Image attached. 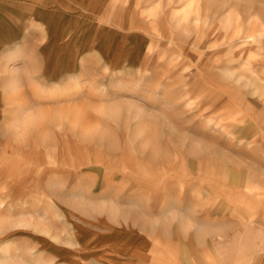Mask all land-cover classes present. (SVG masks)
Returning <instances> with one entry per match:
<instances>
[{
	"label": "rangeland",
	"instance_id": "374dc122",
	"mask_svg": "<svg viewBox=\"0 0 264 264\" xmlns=\"http://www.w3.org/2000/svg\"><path fill=\"white\" fill-rule=\"evenodd\" d=\"M0 264H264V0H0Z\"/></svg>",
	"mask_w": 264,
	"mask_h": 264
},
{
	"label": "crops",
	"instance_id": "0c3cea01",
	"mask_svg": "<svg viewBox=\"0 0 264 264\" xmlns=\"http://www.w3.org/2000/svg\"><path fill=\"white\" fill-rule=\"evenodd\" d=\"M201 172H204V170H201ZM201 174H203V173H201ZM204 176V175H203ZM212 252V251H211Z\"/></svg>",
	"mask_w": 264,
	"mask_h": 264
}]
</instances>
